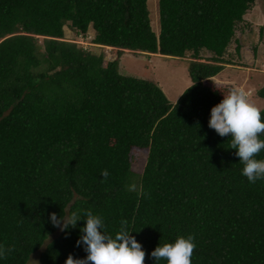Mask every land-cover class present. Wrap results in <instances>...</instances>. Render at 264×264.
<instances>
[{
  "label": "trees",
  "instance_id": "trees-1",
  "mask_svg": "<svg viewBox=\"0 0 264 264\" xmlns=\"http://www.w3.org/2000/svg\"><path fill=\"white\" fill-rule=\"evenodd\" d=\"M257 1L157 0L156 33L148 0H0V244L15 246L0 264L86 257L76 244L85 220L61 231L50 215L87 209L113 238L127 220L145 264H166L152 251L189 234L192 264H264V180L249 183L230 135L208 126L228 93L212 79L231 65L223 56ZM66 24L76 35L91 27L115 59L65 41ZM125 51L190 54L191 85L170 103L154 82L120 74Z\"/></svg>",
  "mask_w": 264,
  "mask_h": 264
},
{
  "label": "clouds",
  "instance_id": "clouds-1",
  "mask_svg": "<svg viewBox=\"0 0 264 264\" xmlns=\"http://www.w3.org/2000/svg\"><path fill=\"white\" fill-rule=\"evenodd\" d=\"M90 42L87 43L89 46ZM253 96V92L244 86L231 87L223 94L221 102L212 107L208 124L219 136L230 135V149L236 150L235 155L243 164L242 175L252 184L264 180V159L256 158L264 151V107ZM101 176L107 180L108 171L102 170ZM136 188L133 183L128 190L136 191ZM50 220L61 231H67L69 226L75 228L79 221L85 220L76 244L78 247L83 245L87 255L76 258L69 254L65 264H145L146 251L129 232L127 220H121L120 230L114 238L103 231V217L91 209L73 211L70 216L62 217L53 212ZM196 247L194 234L181 235L174 243H159L151 256L156 262L164 260L166 264H192ZM14 250V245L0 244V258L6 259Z\"/></svg>",
  "mask_w": 264,
  "mask_h": 264
},
{
  "label": "rangeland",
  "instance_id": "rangeland-1",
  "mask_svg": "<svg viewBox=\"0 0 264 264\" xmlns=\"http://www.w3.org/2000/svg\"><path fill=\"white\" fill-rule=\"evenodd\" d=\"M264 3V2H263ZM255 2L243 17V21L236 24L234 37L226 49L223 58L231 65L212 79L217 87L230 90L233 86H244L254 94L253 98L264 107V100L256 93L264 85V4ZM147 8L152 30L159 32L157 0H148ZM64 40L77 44L84 50L99 55L103 54L104 63L114 60L115 54L108 48H100L93 44L94 31L90 27L85 35H76L66 24L64 26ZM90 42L89 46L87 43ZM93 44V45H92ZM237 46L240 48L236 50ZM190 54L184 59L165 58L162 56H145L124 52L119 59V72L123 76L136 77L154 82L166 95L170 103H175L179 96L191 84L187 66L191 61ZM209 53L202 50L199 53L201 62L208 59ZM145 156L140 154L132 170L139 174L142 171ZM28 264H39L37 255H33Z\"/></svg>",
  "mask_w": 264,
  "mask_h": 264
},
{
  "label": "bare ground",
  "instance_id": "bare-ground-1",
  "mask_svg": "<svg viewBox=\"0 0 264 264\" xmlns=\"http://www.w3.org/2000/svg\"><path fill=\"white\" fill-rule=\"evenodd\" d=\"M110 50V48H108Z\"/></svg>",
  "mask_w": 264,
  "mask_h": 264
},
{
  "label": "crops",
  "instance_id": "crops-1",
  "mask_svg": "<svg viewBox=\"0 0 264 264\" xmlns=\"http://www.w3.org/2000/svg\"><path fill=\"white\" fill-rule=\"evenodd\" d=\"M220 74V73H219ZM191 84V83H190Z\"/></svg>",
  "mask_w": 264,
  "mask_h": 264
}]
</instances>
